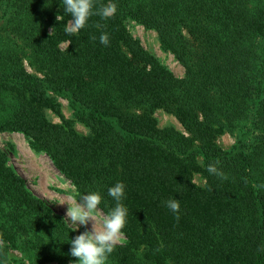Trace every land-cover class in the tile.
Returning <instances> with one entry per match:
<instances>
[{"label":"trees","instance_id":"1","mask_svg":"<svg viewBox=\"0 0 264 264\" xmlns=\"http://www.w3.org/2000/svg\"><path fill=\"white\" fill-rule=\"evenodd\" d=\"M109 2L116 14L101 19L95 13ZM64 7L0 0V131L22 133L75 192H99L103 214L115 206L108 188L123 182L126 242L106 264H264V188L255 187L264 185V0H93V14L72 35ZM127 19L156 32L183 78L127 34ZM14 40L38 74L25 69ZM55 97L87 135L48 120L46 109L59 112ZM157 109L185 133L159 128ZM223 131L236 137L227 151L215 142ZM216 161L226 180L208 173ZM168 199L180 203L178 221ZM74 230L26 188L0 149V264H11L12 250L21 264H77L70 242L83 232Z\"/></svg>","mask_w":264,"mask_h":264},{"label":"rangeland","instance_id":"2","mask_svg":"<svg viewBox=\"0 0 264 264\" xmlns=\"http://www.w3.org/2000/svg\"><path fill=\"white\" fill-rule=\"evenodd\" d=\"M2 24V19L0 17V28ZM67 24V22H66ZM123 28L134 40L151 54L160 65L170 71L175 77H184V68L175 59L172 53L165 51L161 48L159 38L155 31L145 29L143 26L139 25L137 22L127 19L122 23ZM51 32V27L48 29ZM5 37L0 31V38ZM13 47L19 45L18 49L21 51L23 58V65L25 69L31 74H38L29 65V50L22 47V44L18 40L13 41ZM68 46V42L60 43V49L64 50ZM123 52L131 57L127 46L122 45ZM59 104V112L56 113L51 109H46V116L48 120L55 124H61L62 119L68 121L67 125L70 124L72 130L80 135H87L88 129L80 122H78L74 116L73 111L69 108L68 103L65 99L60 97H55ZM157 126L159 128L163 127H173L181 133H185V129L182 127L179 120L171 113H168L162 109H157L154 114ZM249 126V125H248ZM250 129L243 130V137L250 138ZM236 137L228 132L219 133L215 142L223 149L230 150L234 143ZM0 149L7 156V165L11 167L19 176L25 180L26 188L37 198L43 200L53 213L62 216L66 223L73 229L77 231L84 232L87 228L88 231L92 229V223L89 222L85 226L73 225L67 218L66 212L68 205L71 204L72 200L70 197L75 194V189L72 183L61 174L52 164L51 160L42 151H37L33 149L26 137L19 132H7L0 131ZM198 163L201 165V159L198 158ZM192 181L197 187H203L205 180L201 176L200 172H194L192 175ZM78 199V198H76ZM94 224L97 229L101 228V220L96 219ZM126 242V238L121 237V241L118 244H123ZM0 241V245H1ZM10 262L11 264H21V256L16 250L10 252ZM47 264H55L50 262Z\"/></svg>","mask_w":264,"mask_h":264},{"label":"clouds","instance_id":"3","mask_svg":"<svg viewBox=\"0 0 264 264\" xmlns=\"http://www.w3.org/2000/svg\"><path fill=\"white\" fill-rule=\"evenodd\" d=\"M64 12L69 14L65 26L66 34L72 35L78 33L84 28L89 17L93 14V0H63ZM117 6L115 3L109 2L102 6L95 13L101 19H108L116 14ZM57 22L64 20V15H57ZM96 27H103L97 24ZM51 34V33H50ZM95 40L96 37H90ZM100 43L108 46L109 37L107 33H102L99 37ZM71 44V42H69ZM69 46V45H68ZM219 161L209 164L207 171L211 175L218 176L222 180L228 177L218 170L217 165ZM264 188V185L255 186ZM125 185L123 182H116L114 186L108 188V195L115 201V206L107 213L103 214L99 209L102 197L99 192H89L81 195L77 190L74 195L70 197L71 204H67L66 218L73 225L87 226L89 222L92 223L91 231L86 230L80 235L71 240L70 255L76 258L77 264H106L108 256L114 251L115 246L121 241L123 237V229L126 225V217L128 209L123 205L122 199L124 197ZM79 196V199L76 197ZM165 207L172 213L176 214L177 221L179 220L180 203L175 199H168L165 202ZM101 220V228L97 229L94 221ZM77 229L75 228L74 231Z\"/></svg>","mask_w":264,"mask_h":264}]
</instances>
